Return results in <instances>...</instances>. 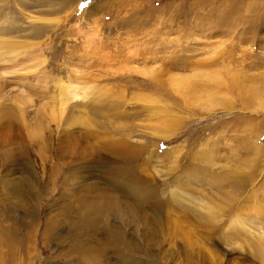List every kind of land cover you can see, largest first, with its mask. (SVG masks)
I'll return each instance as SVG.
<instances>
[{
	"label": "rangeland",
	"instance_id": "1",
	"mask_svg": "<svg viewBox=\"0 0 264 264\" xmlns=\"http://www.w3.org/2000/svg\"><path fill=\"white\" fill-rule=\"evenodd\" d=\"M251 90L264 0H0V264H264Z\"/></svg>",
	"mask_w": 264,
	"mask_h": 264
},
{
	"label": "bare ground",
	"instance_id": "2",
	"mask_svg": "<svg viewBox=\"0 0 264 264\" xmlns=\"http://www.w3.org/2000/svg\"><path fill=\"white\" fill-rule=\"evenodd\" d=\"M144 71V72H143ZM140 73H142V74H148V75H150V74H152L153 76L155 75V73L154 72H152V71H147V70H142L141 69V71H140ZM139 73V74H140ZM257 90V89H256ZM248 94L250 95V96H248ZM248 94L246 95V96H244V98H242L243 99V101H242V103H244L243 105H246V103H248V105L250 106V104H254V106L255 105H257V107H256V109H264V99H262V100H260V96H262L261 94L258 96V91H249L248 92ZM214 96H217V95H211V97H214ZM186 98V97H185ZM241 99V100H242ZM256 99H257V101H256ZM211 100H212V98H211ZM213 101V103L214 104H217V102H216V100H212ZM220 102V101H219ZM254 106H252L253 108H254ZM247 107V106H246ZM167 122V121H166ZM171 123V122H170ZM171 127L172 126H164L163 128H162V130L160 131L161 132V135L159 136V137H162L163 139H165V138H170V137H168L169 136V134H170V132H171ZM170 129V130H169ZM172 133V132H171Z\"/></svg>",
	"mask_w": 264,
	"mask_h": 264
},
{
	"label": "crops",
	"instance_id": "3",
	"mask_svg": "<svg viewBox=\"0 0 264 264\" xmlns=\"http://www.w3.org/2000/svg\"><path fill=\"white\" fill-rule=\"evenodd\" d=\"M183 84H184V83H183ZM219 86H220L219 91H217L216 89H214V91H215V90H216L217 92L222 91V86H221V84H220ZM185 87H186V86H185ZM185 87H183V88H182V87H179V88L176 89V91H180V94L183 95V96L181 95L182 98H184V96L186 97V94H187V91H188V89L185 88ZM192 91H193V90L190 89V90H189V93L192 92ZM217 92H216V93H217ZM212 94H215V93L211 92V93L208 94V95H212ZM215 95H216V94H215ZM172 129H173V127H171V131H172ZM169 130H170V129H169Z\"/></svg>",
	"mask_w": 264,
	"mask_h": 264
}]
</instances>
